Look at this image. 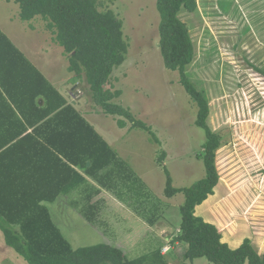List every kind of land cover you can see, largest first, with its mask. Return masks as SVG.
Returning <instances> with one entry per match:
<instances>
[{
	"label": "rangeland",
	"instance_id": "rangeland-1",
	"mask_svg": "<svg viewBox=\"0 0 264 264\" xmlns=\"http://www.w3.org/2000/svg\"><path fill=\"white\" fill-rule=\"evenodd\" d=\"M156 3L157 0H100L99 10L115 12L129 45L125 62L114 70L106 88L121 92L114 102L129 108L137 120L148 124L160 144L144 129H131L130 123L121 128L117 117L101 109L107 116L99 114L85 85L80 93L90 104L81 111L98 109V117L105 119L108 126L107 131L99 132L125 167L122 174L114 172L106 182L118 192L132 195L134 202L129 204L134 203L140 216L160 222L146 232L143 223L125 211L111 208L108 216L90 222L86 215L91 211L84 214V219L77 211L64 213L59 204L51 205V217L74 250L108 244L122 249L129 260L160 251L167 264H212L205 258L185 260L186 246L173 242L181 233L180 208L185 195H165L164 167L174 188H188L203 179L206 169L201 156L206 134L196 125L198 108L180 84L179 73L164 65ZM10 11L2 9L0 18L6 19ZM179 16L187 23L195 46V59L187 67V75L207 99L208 124L221 138L216 153L220 180L214 195L196 208V216L215 222L224 238L235 241L232 244L238 245L246 236L254 237L250 241L257 252H262L264 0H197L193 13L183 9ZM58 66L56 75L64 80L69 74L68 61L60 60ZM75 80L72 76L71 81ZM140 181L145 185L144 198L138 196ZM91 193L89 189L84 196ZM140 202L144 203L139 205ZM102 221L109 222L108 229ZM0 264H28L5 244L1 231Z\"/></svg>",
	"mask_w": 264,
	"mask_h": 264
},
{
	"label": "trees",
	"instance_id": "trees-1",
	"mask_svg": "<svg viewBox=\"0 0 264 264\" xmlns=\"http://www.w3.org/2000/svg\"><path fill=\"white\" fill-rule=\"evenodd\" d=\"M100 0H16L20 18L41 16L69 60L75 81L87 85L90 97L118 126L141 128L155 143L151 127L129 108L114 102L121 92L106 88L129 51L123 23L111 9L99 10ZM160 49L164 65L179 73V82L197 105L196 125L206 134L203 162L206 175L188 188H174L166 167L165 195L184 193L181 233L173 242L186 246L185 260L205 258L212 264H264L250 239L236 249L223 242L219 229L196 216L219 183L216 153L220 136L208 124L210 107L189 79L195 59L189 27L179 14L193 13L197 0H157ZM31 130V131H30ZM117 152L80 112L24 57L0 30V230L5 244L28 264H167L160 251L129 260L108 244L73 249L52 220L46 203L55 202L117 160ZM81 172H80V171Z\"/></svg>",
	"mask_w": 264,
	"mask_h": 264
},
{
	"label": "crops",
	"instance_id": "crops-1",
	"mask_svg": "<svg viewBox=\"0 0 264 264\" xmlns=\"http://www.w3.org/2000/svg\"><path fill=\"white\" fill-rule=\"evenodd\" d=\"M0 4H4L2 5L4 7H0V11L2 9L6 10V8L7 10L8 8L9 10H11V15H7L6 19L0 18L1 32L14 44V46L24 55V57L48 80V82L57 89V91L66 100L67 104L72 105L78 112H80L82 117L87 122H89L93 126L95 131L103 138L99 130H108V126L105 124L106 120L102 117H98L97 112L98 109L100 110V108L96 109L94 107H90L88 112L86 113L81 111L82 108L88 105L90 106L89 101H87V99L82 96L83 92L82 94L80 93L82 91V85H85L84 90L88 91L87 85L81 79L75 82L71 81L72 76H74V73L69 71V60L64 54V49L56 42V35L51 29L48 28V21L44 20L41 16H36L31 21L21 20L20 6L18 3H16V0H0ZM18 26L23 27H21L20 29V27ZM65 59L68 61L67 70L69 74L63 80L60 78L59 75L56 74L58 72V67L60 68V66H58V63L60 62V60L64 61ZM78 93L80 94L78 95ZM99 114L107 116L102 113L101 110L99 111ZM96 117L98 118L96 119ZM124 171L125 167L120 162L119 155L116 161L112 162L109 166L94 174L93 176H86L83 172L80 171L85 176L84 182H82L68 194L59 196L55 202L46 203L45 205L48 207L51 216L52 211L50 207H52L51 205L55 204H59V208H61L64 213L66 212L67 214H69L70 211L79 212L81 217L84 219H86L84 214H86L88 211H91L92 213L86 215L88 216L87 220L90 222H95L98 218L102 219L104 216H108V210L114 208L120 213L122 211L128 212V214L135 218L136 221L142 222V227L147 232L151 228V225L154 226V223L156 224L160 221H154L155 219L146 220L147 218L140 216V214L137 213V210L133 208L134 203L129 204L130 202H134L133 196L118 192V188H115L113 184H108L106 182V179H112L111 175L114 172H119L120 174H122V172ZM131 180L133 182H137V180L135 179ZM140 183L142 185V188L141 190H139L140 194H138V196L144 198L145 185L141 181ZM89 189L92 193L88 194L87 196H84L86 191H88ZM142 203L144 202H140L139 205H142ZM144 211L145 210L141 211L143 215ZM156 211L157 210H155V212ZM205 221L212 223L216 227H218L215 222L208 221L206 219ZM108 225L109 222L102 221V226H104L105 229H108ZM246 237L241 238L238 242V245L232 244L235 241H233L232 239L224 238L223 236L222 240L224 239L223 242L227 243L230 248H237L242 244L243 240ZM247 238H249L251 241H254V237L252 236ZM258 253L262 255L264 251ZM197 260L198 259H196V261Z\"/></svg>",
	"mask_w": 264,
	"mask_h": 264
}]
</instances>
